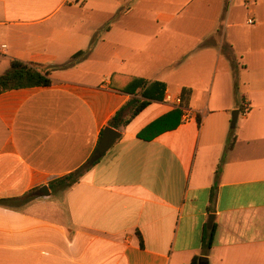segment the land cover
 Here are the masks:
<instances>
[{
    "label": "crops",
    "instance_id": "crops-1",
    "mask_svg": "<svg viewBox=\"0 0 264 264\" xmlns=\"http://www.w3.org/2000/svg\"><path fill=\"white\" fill-rule=\"evenodd\" d=\"M80 51L52 86L0 95V200L50 191L0 205V264H264V0H0V76ZM127 78L181 101L190 89L181 124L144 134L179 107L153 102L79 183L52 190L140 99L115 86Z\"/></svg>",
    "mask_w": 264,
    "mask_h": 264
},
{
    "label": "trees",
    "instance_id": "trees-1",
    "mask_svg": "<svg viewBox=\"0 0 264 264\" xmlns=\"http://www.w3.org/2000/svg\"><path fill=\"white\" fill-rule=\"evenodd\" d=\"M91 51V50H90ZM89 52V51H88ZM88 52H78L67 65L61 67H43L34 63H26L20 60H12L10 68L0 76V95L12 90L38 88V87H50L53 84L50 74L53 70L59 68H69L74 65L75 60L81 56L87 55ZM118 89L126 94L132 96H139L140 99L134 98L128 102L122 109H120L116 115L111 119L109 126L117 131L121 128L128 126L131 121L136 118L143 110L150 106L153 102H164L166 100L167 85L160 81L150 82L141 78H127L123 86H117ZM192 91L190 89H184L182 91V104L175 108L172 112L161 117L150 125L144 134L151 132L152 139L167 131H172L178 128L181 124V119L184 114V108L187 106V102L190 99ZM241 114L246 113L244 107L240 108ZM199 122L201 121L198 118ZM103 136V135H102ZM141 136V135H140ZM143 136V133H142ZM99 161V160H98ZM98 161L95 160L94 155L84 164L80 169L72 174H69L63 178L58 179L55 182L50 183V188L54 190L57 186L61 190L72 188L74 185L80 182L81 178L93 167ZM220 169L216 174V179L219 177ZM217 182V180H216ZM42 195L41 189L34 190L26 194L19 199H5L0 200V205L9 206L13 202L21 201L28 203L35 198ZM216 223L210 231V235L205 238V249L210 250L213 246V237L216 231ZM140 239V245L143 247V241L141 235L138 233ZM206 261L203 257H196L191 264H200V262Z\"/></svg>",
    "mask_w": 264,
    "mask_h": 264
},
{
    "label": "water",
    "instance_id": "water-1",
    "mask_svg": "<svg viewBox=\"0 0 264 264\" xmlns=\"http://www.w3.org/2000/svg\"><path fill=\"white\" fill-rule=\"evenodd\" d=\"M239 114L240 112L238 110L234 111L233 113V118L231 121V129H235L238 123V119H239ZM122 137V133L120 131H117L111 127H108L105 129L103 136L100 140V143L96 149V152L94 154L95 160L98 161L100 160V158L106 154L112 147L113 145L116 143V141H118L120 138ZM42 195L44 196H50V191L48 189V187H43L41 189ZM214 221H215V216L211 215L209 222H208V229L211 230L213 228L214 225Z\"/></svg>",
    "mask_w": 264,
    "mask_h": 264
},
{
    "label": "built area",
    "instance_id": "built-area-1",
    "mask_svg": "<svg viewBox=\"0 0 264 264\" xmlns=\"http://www.w3.org/2000/svg\"><path fill=\"white\" fill-rule=\"evenodd\" d=\"M253 23H254L253 20L248 21L249 25H252ZM166 101L169 103L175 104V106H180L182 104V101L180 98L174 99L171 95L166 96Z\"/></svg>",
    "mask_w": 264,
    "mask_h": 264
},
{
    "label": "rangeland",
    "instance_id": "rangeland-1",
    "mask_svg": "<svg viewBox=\"0 0 264 264\" xmlns=\"http://www.w3.org/2000/svg\"><path fill=\"white\" fill-rule=\"evenodd\" d=\"M236 65H237V64H236ZM236 65H235V67H236ZM234 111H236V110H234ZM234 111H232L231 116H230V122H229V124H228V127H229V128H231V121H232V118H233V113H234ZM242 115H243V114H242ZM237 124H238V123H237ZM238 130H239V126H238V127L236 126V128L232 130V133L235 134ZM208 231H209V229H208V225H207L206 232H208Z\"/></svg>",
    "mask_w": 264,
    "mask_h": 264
}]
</instances>
